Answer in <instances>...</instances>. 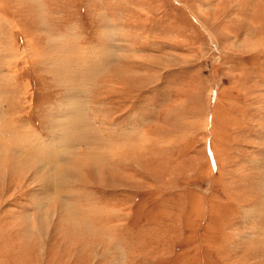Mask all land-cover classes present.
Returning <instances> with one entry per match:
<instances>
[{"label":"rangeland","instance_id":"rangeland-1","mask_svg":"<svg viewBox=\"0 0 264 264\" xmlns=\"http://www.w3.org/2000/svg\"><path fill=\"white\" fill-rule=\"evenodd\" d=\"M0 142V264H264V0H0Z\"/></svg>","mask_w":264,"mask_h":264},{"label":"bare ground","instance_id":"bare-ground-1","mask_svg":"<svg viewBox=\"0 0 264 264\" xmlns=\"http://www.w3.org/2000/svg\"><path fill=\"white\" fill-rule=\"evenodd\" d=\"M80 116V115H79ZM1 143V142H0ZM4 147V146H3ZM7 147V146H6ZM6 147H4V148H6ZM74 149V148H73ZM7 151H9V150H7ZM65 151H66V149H65ZM71 151H72V149H71ZM75 151V150H74ZM10 152H13V151H9V153ZM15 153V155H17V154H19V153H16V152H14ZM67 153V152H66ZM69 153V152H68ZM71 153V152H70ZM12 154V153H11ZM21 154V153H20ZM17 156H21V155H17ZM5 157V156H4ZM7 158H8V156H6ZM62 157V156H61ZM1 158V157H0ZM23 158V157H22ZM96 158V157H95ZM3 159V161H5L4 160V158H2ZM19 160H20V158H19ZM97 160V159H96ZM2 161V166L5 168V166H6V163L5 162H3ZM20 162H22V160H20ZM22 166V165H21ZM11 167H12V165H11ZM17 168V167H16ZM23 168V167H22ZM12 169V168H11ZM20 176H21V174H20ZM49 193V192H48ZM71 216H73V215H71ZM83 217V216H82ZM47 218V217H46ZM76 219V218H75ZM45 220V219H44ZM77 220V219H76ZM81 221V220H80ZM42 227V222L41 221H35L34 222V224H33V226H32V229L34 230V231H36V232H38V233H41V228ZM45 230V229H44ZM38 235V234H37Z\"/></svg>","mask_w":264,"mask_h":264}]
</instances>
